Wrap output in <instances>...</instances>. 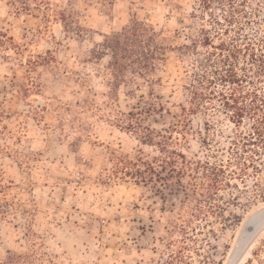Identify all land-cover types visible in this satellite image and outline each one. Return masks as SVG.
I'll return each instance as SVG.
<instances>
[{"label": "rangeland", "instance_id": "obj_1", "mask_svg": "<svg viewBox=\"0 0 264 264\" xmlns=\"http://www.w3.org/2000/svg\"><path fill=\"white\" fill-rule=\"evenodd\" d=\"M198 1L0 0V264H163L183 236L192 264H264V231L232 259L264 208V167L237 166L251 122L214 109L182 122L179 51L131 95L115 89L110 56L96 58L134 19L190 44ZM129 112L143 114L142 133L120 121Z\"/></svg>", "mask_w": 264, "mask_h": 264}, {"label": "trees", "instance_id": "obj_2", "mask_svg": "<svg viewBox=\"0 0 264 264\" xmlns=\"http://www.w3.org/2000/svg\"><path fill=\"white\" fill-rule=\"evenodd\" d=\"M215 5L223 12L221 15L213 12ZM263 5L264 0L256 4L253 0H199L194 8L200 13L199 36L181 46L167 44L169 38L153 24L134 19L122 31L104 36L96 58L110 56L109 69L115 89L124 84L131 95L137 78L149 85L158 84L152 75L165 66L170 52L179 51L182 62L189 68L188 82L183 86L188 106L180 105L185 120L182 122H187L189 115L211 116L208 114L211 109L224 113L239 127L250 121L248 131L240 137L241 143H235L239 149L237 166L244 173L250 165L260 171L264 167V27L260 23ZM85 34L87 30L83 29L81 37ZM142 115L129 112L120 121L126 129L142 133L141 129H145ZM141 137L145 143L155 141L149 129ZM255 156L261 160L257 161ZM219 187L218 181L210 186V201H215ZM186 240L183 236L179 241L182 246L163 264H192L184 255L190 248ZM195 253L200 255L199 251ZM198 264H216V260L208 254Z\"/></svg>", "mask_w": 264, "mask_h": 264}, {"label": "water", "instance_id": "obj_3", "mask_svg": "<svg viewBox=\"0 0 264 264\" xmlns=\"http://www.w3.org/2000/svg\"><path fill=\"white\" fill-rule=\"evenodd\" d=\"M264 231V208L246 221L232 259L235 260Z\"/></svg>", "mask_w": 264, "mask_h": 264}]
</instances>
